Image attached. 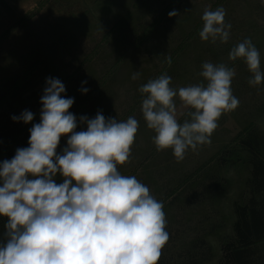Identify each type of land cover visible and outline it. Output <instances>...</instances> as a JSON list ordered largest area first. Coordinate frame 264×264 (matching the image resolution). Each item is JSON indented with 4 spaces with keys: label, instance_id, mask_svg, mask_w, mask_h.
<instances>
[{
    "label": "rangeland",
    "instance_id": "rangeland-1",
    "mask_svg": "<svg viewBox=\"0 0 264 264\" xmlns=\"http://www.w3.org/2000/svg\"><path fill=\"white\" fill-rule=\"evenodd\" d=\"M209 7L225 9L232 25L227 42L201 40ZM172 11L176 15L169 16ZM245 38L259 50L264 70L261 0H0V162L29 146L46 78H59L62 95L74 97L68 111L76 116L75 131L87 128L81 116L91 119L98 111L138 120L130 158L117 166L163 203L169 239L157 264H221L223 249L235 239L236 208L251 196L250 158L241 142L254 141L264 161V82L250 85L253 73L245 61L229 59ZM204 62L234 69L231 88L240 103L218 118L211 143L189 148L177 161L171 148L159 150L153 142L154 130L141 111L147 94L139 88L161 74L171 76L177 89L206 82L200 75ZM133 72L140 73L137 79ZM175 100L182 123L191 109ZM25 109L34 114L32 121L11 119ZM69 135L61 136L57 154ZM64 179L59 171L54 177L56 183ZM248 262L264 264V239L251 245Z\"/></svg>",
    "mask_w": 264,
    "mask_h": 264
},
{
    "label": "clouds",
    "instance_id": "clouds-1",
    "mask_svg": "<svg viewBox=\"0 0 264 264\" xmlns=\"http://www.w3.org/2000/svg\"><path fill=\"white\" fill-rule=\"evenodd\" d=\"M225 15L223 7L205 9L201 40H229L232 25ZM237 58L253 73L250 85L264 82L260 53L250 38L231 48L229 59ZM235 74L224 63L204 62L200 75L206 82L177 89L171 76L161 74L142 84L139 91L147 95L141 111L157 148H171L180 161L189 148L211 143L218 118L239 106L231 88ZM139 75L133 72L131 78ZM46 85L29 146L0 162V216L7 217L0 264H157L169 239L163 203L117 166L130 158L138 120L106 118L98 111L91 119L81 116L87 128L75 131L76 116L68 111L74 97L62 95L66 89L59 78H46ZM177 96L191 109L182 123ZM33 117L25 109L11 119L27 123ZM68 133L67 147L57 154L61 136ZM58 171L65 177L62 183L54 180Z\"/></svg>",
    "mask_w": 264,
    "mask_h": 264
},
{
    "label": "trees",
    "instance_id": "trees-1",
    "mask_svg": "<svg viewBox=\"0 0 264 264\" xmlns=\"http://www.w3.org/2000/svg\"><path fill=\"white\" fill-rule=\"evenodd\" d=\"M254 141L244 140L243 148L249 154L251 164V196L245 206L236 208L233 226L235 239L223 249L221 264H249L248 253L251 245L264 239V161L258 156ZM7 217L0 216V243L7 240Z\"/></svg>",
    "mask_w": 264,
    "mask_h": 264
}]
</instances>
